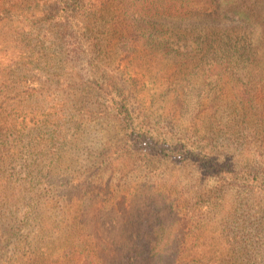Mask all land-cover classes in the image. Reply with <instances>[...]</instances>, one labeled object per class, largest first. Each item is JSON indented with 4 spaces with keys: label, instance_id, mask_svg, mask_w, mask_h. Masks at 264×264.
<instances>
[{
    "label": "trees",
    "instance_id": "obj_1",
    "mask_svg": "<svg viewBox=\"0 0 264 264\" xmlns=\"http://www.w3.org/2000/svg\"><path fill=\"white\" fill-rule=\"evenodd\" d=\"M27 9V14L35 19L28 29ZM0 13V31L10 29L12 37L1 41L0 50L20 51L18 57H10L11 61L0 67V216L8 219L31 213L34 208L28 203V194L39 185L34 194L45 196L47 205L53 203L60 211L51 225L44 226L48 240H54L56 232L55 239L60 244L67 242L78 231L80 235L84 232V224L105 240L104 254L90 237V243L84 242L90 254L82 264H104L103 256L107 264H264V149L257 144L264 145V109L248 102L207 105L211 119L226 118L235 125L243 122L247 131L256 133L255 147L245 150L237 159L228 158V167L221 166L223 161L215 159L216 153L197 152L194 143L192 149L184 144L185 148L177 150L172 144L161 145L173 147L175 157L191 159L202 170L201 183L192 185L184 197H172L177 190V185L172 187L175 184L144 183L111 191L105 170L115 159L105 154L95 156L90 173H80L78 184H74L76 175L71 170L75 158L64 153L68 130L79 112L89 117L108 114L125 130L136 134L139 141L152 142L136 128L131 91L112 72L101 68L107 66L109 53L116 47L125 50L139 35H151L148 25L159 18L179 20L190 26L185 31L191 37V48L185 54L193 51L197 42V48L205 55L221 54V66L264 70V0H0ZM203 13L208 14L205 19L192 21L194 15ZM29 52L36 55L40 63L37 68L42 71L44 59L51 64L58 62V82L66 93L62 101L46 103L44 99L49 94L45 93L49 89L41 81L27 80L28 62L33 58ZM88 54L93 57V74L101 70L100 80L87 86H83V81H70L77 62ZM204 62L206 68H211L222 61ZM77 85L83 86L81 93L74 92ZM175 91L173 114L181 122L182 116H177L175 110L180 93L179 89ZM196 107L191 111L188 105L179 104L181 111H188L191 116L199 115L194 113ZM252 114L259 116L257 121L251 119ZM240 129L238 126L233 130L239 133ZM208 164L213 169H208ZM213 175L221 182L206 188L207 179ZM65 178L67 181L56 182ZM231 190L236 192L231 194ZM77 193L90 197L86 212L79 208L80 200L75 205L73 196ZM156 196L161 198L157 200ZM99 197L102 204L98 206ZM110 198L115 201L116 211L105 206ZM128 199L134 201L131 208L127 207ZM11 201L22 205L13 208ZM21 223L20 220L16 224ZM167 228L171 234L161 244ZM104 231H111L112 235H105ZM95 251L96 254L91 253Z\"/></svg>",
    "mask_w": 264,
    "mask_h": 264
},
{
    "label": "rangeland",
    "instance_id": "obj_2",
    "mask_svg": "<svg viewBox=\"0 0 264 264\" xmlns=\"http://www.w3.org/2000/svg\"><path fill=\"white\" fill-rule=\"evenodd\" d=\"M206 5L202 6L209 13L210 10ZM25 13L28 17L25 21L28 29L31 21L35 19L27 14L28 9ZM205 13L194 15L192 21L205 19L208 15ZM2 14L0 13V16ZM189 28L190 26L180 23L179 20L159 18L148 25L149 32L152 31L151 35L150 33L139 35L140 38L127 45L125 50L116 47L110 51L107 66L101 69L112 72L118 82L121 81L131 91L133 99L130 103L131 108L134 109L136 128L140 129L142 135L145 138L149 137L152 142L144 144L143 142L147 139L143 142L139 141L136 134L125 130L124 125L121 126L119 121H113L108 114L98 113L89 117L88 114L83 116L78 110L80 115L75 123H72L71 130H68V144L64 151L67 156L73 155L75 158L74 168L71 170H74L76 175L73 177L74 184H78L80 173H90V164L95 156L101 157L105 154L115 159L113 165L107 164L105 170V180L111 191L123 189L125 186L137 187L144 183L158 186L175 184L172 187L175 189L177 185V190L172 197H184L192 185L202 180L203 174L199 165L193 160H188V158L180 160L175 157L173 147L176 150L186 146L192 149L191 143H194L197 147L196 151L202 155L216 153L218 158L215 159L223 161L221 166L224 167H228L227 162L230 161L228 158L234 156L237 159L239 154L255 147L253 138L256 133L247 131L246 123L241 122L235 125L228 122L226 118L219 120L214 116L211 119V111L207 110V105L220 102L238 104L248 102V105L259 107L260 110L264 109V70L248 71L241 65L231 69L225 64L221 66L222 55L212 54V52L205 55V51L197 48V42L194 43V50L185 54L184 51L191 48L189 47L191 37L185 31ZM9 31L10 29L0 31V43L11 40ZM20 50L24 52L23 48ZM0 51V67L10 62V57H18L20 52H17L16 48H10L7 53L3 52L4 49ZM91 54L86 57L82 55V59L76 64L73 76H69L70 81L76 83L83 81V86H87L100 80L98 78L101 70L96 74H93L91 70L93 60ZM28 55H32L33 58L29 59L31 62H28L27 80L33 83L41 81L40 84L45 89H49V92L45 93L49 94V97L44 99L46 103L62 101L66 93L61 83L58 82L57 73L60 71L58 62L53 61L51 64L44 59V62H41L42 71L37 68L40 63H37L36 55L33 52H29ZM208 60L222 62H216L211 68H206L204 61ZM229 71L232 73L227 78ZM76 73L78 75L75 77ZM83 86L77 85L74 92L81 93ZM175 89H179L180 93L179 102L176 103L178 107L175 110L177 116H182L181 122L179 117L176 119L173 114ZM179 104L188 105L191 111L194 106H197L194 113H199V115L191 116L188 111L184 114ZM201 109L203 112L200 114ZM258 118L257 114L251 115L252 120L257 121ZM238 126L241 127L239 133L233 130ZM165 143L172 144V149L161 148V145ZM257 144L264 149V145H259V142ZM152 148H157V150H151ZM85 158H89L91 162L86 161ZM206 167L213 169L211 164ZM64 171L66 174L67 171L65 169ZM199 176H201L200 179ZM63 181H67L66 178L56 182ZM220 182L221 180L213 175L207 179L204 186L206 188L216 187ZM41 187L44 192V184ZM38 191L39 185H36L28 194V203L34 208L31 213H26V216L15 215L14 218L8 219L0 216V264H82L86 256L90 254L89 248L84 243H88L89 237L98 243V251L105 253L106 242L103 237L96 235L94 230H90V227L85 224L82 229L84 232L80 235L78 231L76 238L73 235L67 242L60 244L55 239L56 232L52 236L54 240L51 238L48 240L49 235L45 234L47 229L45 227L51 225V220L55 218V215L60 214V211L58 212L56 206L50 203L51 212H49L50 208L45 201V196L34 194ZM230 192L233 194L236 191L231 190ZM101 196L104 195L101 194ZM73 197L77 202L75 205H78V200H80L79 208L85 209L84 212L90 208L91 201L88 194L81 197L80 193H77ZM156 197L157 200L161 198ZM98 199L96 205L99 206L102 204L101 197ZM105 203V206L109 205L111 209L117 210L113 198L106 200ZM11 204L13 208L22 205L13 201ZM133 206L134 201L128 199L127 207ZM24 208L27 210L26 206ZM20 220L22 223L17 225L16 223ZM14 223L16 225L12 227ZM49 231L52 234L50 228ZM247 231L249 232L250 229L248 228ZM107 234L111 236L112 232ZM107 234L105 232V235ZM170 234V228H167L160 243L165 244ZM91 253L96 254V251ZM56 259L58 260L54 263ZM103 260L104 264H107L105 256Z\"/></svg>",
    "mask_w": 264,
    "mask_h": 264
}]
</instances>
